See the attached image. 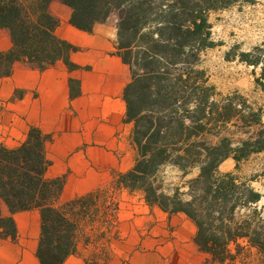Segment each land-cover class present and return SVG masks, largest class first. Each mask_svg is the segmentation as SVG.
<instances>
[{"label": "trees", "instance_id": "trees-1", "mask_svg": "<svg viewBox=\"0 0 264 264\" xmlns=\"http://www.w3.org/2000/svg\"><path fill=\"white\" fill-rule=\"evenodd\" d=\"M50 1L0 0V28L9 30L12 44L0 52V77L9 75L17 61L43 69L61 59L76 68L69 59L76 47L54 33ZM61 1L72 9L70 23L87 32L116 14V51L130 70L123 99L136 155L115 184L140 191L150 206L188 217L195 225L193 240L211 263H233L241 250L253 248L264 264V203L258 208L264 195L235 173L252 154L264 151V108L247 104L236 92L215 99L214 86L199 68L201 52L213 46L208 15L231 0ZM249 55L241 53V60L260 64L255 82L264 93V57ZM69 82L75 94L78 81ZM229 123L234 130L228 131ZM253 126L255 132L234 139L235 132L246 134ZM46 138L30 127L19 145H0V236H15L13 212L37 208L40 264H62L76 251L77 225L70 210L95 193L56 205L62 178L44 176L50 164ZM227 159L233 170L220 172ZM165 166L180 173L185 190L166 191L158 178ZM193 170L196 174L185 179ZM2 205L10 215L2 214Z\"/></svg>", "mask_w": 264, "mask_h": 264}, {"label": "crops", "instance_id": "crops-1", "mask_svg": "<svg viewBox=\"0 0 264 264\" xmlns=\"http://www.w3.org/2000/svg\"><path fill=\"white\" fill-rule=\"evenodd\" d=\"M48 11L57 20L56 36L76 47L69 53L76 68L69 69L61 59L43 69L17 61L9 75L0 77V145H19L30 127L45 134L50 164L44 176L62 178L57 200L62 205L110 184L114 174L132 166L136 149L123 99L130 70L116 51V19L108 17L87 32L70 23L72 9L61 0H51ZM11 45L9 30L1 27L0 52ZM70 78L79 84L75 94L71 93ZM1 210L10 215L5 205ZM125 212L123 232L131 236L137 227L131 219L135 221L137 216L130 207ZM11 215L16 233L14 237L0 236V264H40L36 255L41 231L39 209ZM122 243L116 242L108 264H127L120 256L124 250L118 249ZM90 252L89 241L76 237V251L62 264H89Z\"/></svg>", "mask_w": 264, "mask_h": 264}, {"label": "rangeland", "instance_id": "rangeland-1", "mask_svg": "<svg viewBox=\"0 0 264 264\" xmlns=\"http://www.w3.org/2000/svg\"><path fill=\"white\" fill-rule=\"evenodd\" d=\"M109 17L115 20L116 14ZM208 21L213 46L201 52L199 68L204 70L208 84L214 86L215 99L236 92L247 99V104L264 108V93L255 82L260 76V64L254 66L241 60V53H249L248 59L264 57V0H231L227 7L211 11ZM227 128L228 131L235 129L231 123ZM257 128L253 126L246 134L235 132L234 139L246 138ZM233 166V161L227 159L219 166V171L233 170ZM196 172L193 170L185 179L193 177ZM235 173L240 181H247L264 195V151L252 154ZM179 175L170 166L158 172L166 191L173 186H181V191L186 189ZM117 176L114 174L110 184L70 210L77 225L76 237L90 243L89 264H108L110 251L116 247V242L121 241L118 249L124 250L120 256L127 264H143L144 261L145 264H217L208 261V256L195 244V225L188 217L169 214L157 206L148 205L140 191L117 186ZM263 203L264 197L258 208ZM128 207L137 216L135 221L131 219L137 225L136 232L129 233L131 236L123 232L122 226L127 221L125 211ZM144 210L147 211L146 217ZM112 241L115 242L113 245ZM230 248L234 253L233 244ZM262 260V255L255 249L244 248L229 264H262Z\"/></svg>", "mask_w": 264, "mask_h": 264}]
</instances>
